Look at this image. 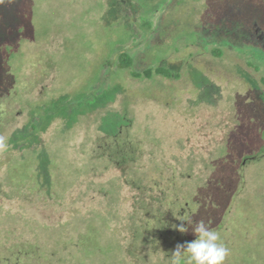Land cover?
<instances>
[{
  "label": "rangeland",
  "instance_id": "1",
  "mask_svg": "<svg viewBox=\"0 0 264 264\" xmlns=\"http://www.w3.org/2000/svg\"><path fill=\"white\" fill-rule=\"evenodd\" d=\"M201 220L264 264V0H0V264H171Z\"/></svg>",
  "mask_w": 264,
  "mask_h": 264
},
{
  "label": "clouds",
  "instance_id": "2",
  "mask_svg": "<svg viewBox=\"0 0 264 264\" xmlns=\"http://www.w3.org/2000/svg\"><path fill=\"white\" fill-rule=\"evenodd\" d=\"M173 227L182 234L189 230L184 224ZM191 227L195 238L176 245L171 253V264H224L229 250L219 232L202 220L193 221Z\"/></svg>",
  "mask_w": 264,
  "mask_h": 264
},
{
  "label": "trees",
  "instance_id": "3",
  "mask_svg": "<svg viewBox=\"0 0 264 264\" xmlns=\"http://www.w3.org/2000/svg\"><path fill=\"white\" fill-rule=\"evenodd\" d=\"M133 67H134V60L131 57H129L127 54H123L120 58L119 68L121 70L130 71L131 76L135 79H144V78L151 79L154 75L163 76L169 79H173V78L177 79L179 77L177 74H174L172 71L163 67H159L156 69H148L145 70L144 72H137L133 70Z\"/></svg>",
  "mask_w": 264,
  "mask_h": 264
}]
</instances>
